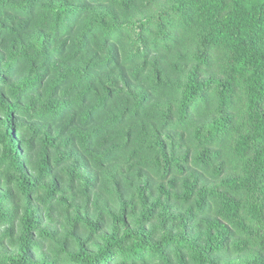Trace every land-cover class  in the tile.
Wrapping results in <instances>:
<instances>
[{
	"label": "trees",
	"instance_id": "1",
	"mask_svg": "<svg viewBox=\"0 0 264 264\" xmlns=\"http://www.w3.org/2000/svg\"><path fill=\"white\" fill-rule=\"evenodd\" d=\"M0 264H264V0H0Z\"/></svg>",
	"mask_w": 264,
	"mask_h": 264
}]
</instances>
